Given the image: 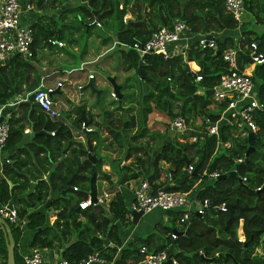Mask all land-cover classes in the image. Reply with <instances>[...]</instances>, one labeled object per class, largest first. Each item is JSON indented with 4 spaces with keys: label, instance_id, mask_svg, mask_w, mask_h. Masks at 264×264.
<instances>
[{
    "label": "trees",
    "instance_id": "1",
    "mask_svg": "<svg viewBox=\"0 0 264 264\" xmlns=\"http://www.w3.org/2000/svg\"><path fill=\"white\" fill-rule=\"evenodd\" d=\"M63 2L29 0V4L34 3L42 10ZM80 2L76 8L69 10L80 15L84 23L89 24L94 19L93 11H98L103 27L110 26L109 19L114 20L117 28L115 38L127 47L120 52L121 72L127 80L131 79L141 58L133 45L145 43L155 31L170 29L175 18L183 20L192 33L200 35L215 36L223 31L240 28L237 71L245 72V67L253 68L248 74L259 101L264 103V62L256 64L250 56L251 45L255 43L257 54L264 57V0H243L244 17H248V20L244 18L240 27L225 11L223 0H118L124 6L132 2L131 6L134 7L131 9H134L132 12L135 17L125 23L123 15L126 9L123 7L116 17L115 0ZM56 21L41 17L31 26L33 54L29 60L13 56L3 65L0 64V107L38 86L39 74L35 67L37 50L47 46L49 41L57 40L58 29L60 38H63L62 27L73 32L71 22L63 25L62 21L60 24ZM256 27H262L260 33ZM219 38L215 36L217 47L214 50L201 49L196 42H192L184 55L165 58L163 54L156 53L146 56L142 65V82L147 88L138 97L139 128L131 141L150 135L147 118L153 109L167 115L169 119L182 116L192 129L190 137L194 140L189 142L186 138L182 141L172 138L162 142L153 156L151 152H143L144 157L138 153L143 147L129 145L123 161H130L117 168V181L126 184L139 178L146 179L155 193L167 184L160 181L165 169L169 170L172 184L179 181L186 170L184 157L195 174L187 177L180 188L169 190L188 192L213 172L220 176L235 172V176L228 175L224 179L217 177L198 190L196 198L214 201L217 205L238 202L241 206L255 207L244 210L247 217L253 216L248 226L245 221H241L238 226L233 220L227 222V212L214 207L205 208L202 217L191 212L189 220L182 224L176 223L182 212H168L166 225H157L152 234L135 236L130 242L124 243L119 228L131 225V221L120 192H116L107 205L82 210L79 203L87 199L85 191L89 188L92 174V164L87 157L89 152L97 158V174H101L112 185L108 173L102 171V159L96 155L103 143L101 128L104 127L112 142L121 147L124 142L122 133L136 127L135 119L131 117L122 121L110 111L102 110V120L93 122L92 115L81 104L75 108L71 121L62 112L60 118L53 120L37 109L31 95L29 101L22 105L21 116L12 115L9 120V135L3 150L6 153L11 151L3 158L9 162L0 161V208L13 198L18 220L26 221V227L34 231L29 243L31 247L55 248L60 258L71 264L95 253L107 264H139L141 249L146 253L166 251L169 259L164 264H172V260L178 264H264V254H254L258 246L264 245V187L257 190L264 184V138L254 141V151L245 161L244 154L248 148L246 136L232 137L228 128L222 126L220 139L230 142V146L217 155L216 136H196L198 130L215 123L226 106V101L218 102L213 95L207 94L217 85L220 77L228 72L222 53L235 46L233 38ZM72 41L67 38L69 44ZM187 62H194L198 66L201 80L196 81L193 73L183 72ZM190 67L195 69L192 63ZM167 84L170 91L165 90ZM126 97L122 95L121 100ZM196 120L199 124L193 127L192 123ZM255 120L259 127L257 134L263 137L264 113H258ZM85 123L95 128L86 133L83 130ZM27 128L30 132L24 133ZM74 130L86 135L84 143L74 140ZM41 131L46 134H40ZM237 159L242 161L237 162ZM116 164L121 162L117 161ZM162 164L168 167L164 169ZM243 177H246L245 181L241 180ZM66 180H69V187L64 189ZM73 187L77 190L74 191ZM47 202L48 207L45 206ZM48 210L53 211L55 217L50 224ZM234 212L237 213V210ZM9 226L15 241V264H24L16 254L20 233L17 227ZM172 234H176L175 239L171 237ZM0 253L4 256L3 264H6V246L1 229Z\"/></svg>",
    "mask_w": 264,
    "mask_h": 264
},
{
    "label": "built area",
    "instance_id": "2",
    "mask_svg": "<svg viewBox=\"0 0 264 264\" xmlns=\"http://www.w3.org/2000/svg\"><path fill=\"white\" fill-rule=\"evenodd\" d=\"M223 2L225 11L232 17L239 27L244 22L245 14L243 0H223ZM123 21H126L125 17L123 18ZM93 24L99 26V22L93 21ZM195 35L196 34L192 33L191 28L183 20L175 18L172 21L170 29L162 28L153 32L148 41L141 45L134 44L133 48L137 51V54L140 57L144 53H160L163 54L165 58L179 54L184 55L192 42H196V45L201 49H216V41L212 35V38L209 39H207V35ZM32 43L33 30L30 24H25L21 20L20 0H0V64L3 65L13 56H20L23 59L29 60L33 54L31 49ZM49 44L58 46L63 45V43L57 40L49 41ZM238 45L239 41H237V44H235L233 48L225 50L222 53V59L228 66V72L220 77L217 85L213 88L212 95L214 100L218 102L226 101V106L221 111L219 119L215 123L208 125L206 128V135L216 136L217 144L224 147H229L230 145L220 139V129L217 124L219 120L224 121L223 126L228 128L230 135L234 134V137H244L247 136L249 132L257 134L259 127L255 120V113H264V103L260 102L258 99L257 90L255 89L251 76L246 72L237 71L236 52ZM256 50L257 47L254 43L251 45L250 56L256 64L263 63L264 57L258 55ZM88 78L93 79L94 75L89 74ZM195 79L196 81H199L201 80V76L196 73ZM57 87H61V83H57ZM54 91L55 88L47 87L46 85L39 83L33 91L29 94L26 93V97L32 95V103L37 105V109L53 120L58 119L61 115V112L56 109L52 98ZM21 96H16V98ZM110 96L114 101H117V95L113 91L110 92ZM14 99L0 107V154H2L6 146L9 135L10 119L7 110L9 109L8 107L14 103ZM20 99L23 100L25 97H21ZM83 129L87 132L91 130L86 126H83ZM190 129L191 128L187 126L186 120L179 115L173 117L168 122L169 131L172 130L184 134ZM24 132L29 133L30 129L27 128ZM51 134L53 135L54 132H51ZM241 161L242 159H237V162ZM4 162H9V160L4 159ZM187 170L188 172H192V166L188 165ZM219 175V173L213 172L210 177L216 179ZM169 176L170 174L167 175L168 178ZM241 180L245 181L246 177H243ZM263 187L264 184L258 187L257 190H260ZM73 190L76 191L77 188L73 187ZM108 196L109 195L107 194H104L103 196L97 194L96 201L91 202L90 197L87 195V199L79 203V208L84 210L88 207L104 205V200ZM188 198H194L190 191L158 190L154 193L149 182L146 179H143L133 191V199L128 205V218L129 220L132 219L133 212H142L143 214L157 210L163 211L165 214L168 212H182V215L176 221V223L182 224L189 220V214L192 212L190 209L185 208L188 203ZM208 202V200L200 201V205L196 208L195 214L202 217L205 214V208H207ZM225 205L226 204L223 203L217 205L215 208L219 211L226 212ZM0 217L18 229L24 227L23 225L25 222L24 220H18L14 206L12 209H8L7 205L0 208ZM171 237L175 239L176 234H172ZM140 253L142 254V259L140 261L141 264H164L169 259L166 251L146 253L144 249H141ZM23 263L45 264L43 250L36 247H30L27 249V254L23 256ZM93 263L107 264L106 261L96 253L87 256L85 259L75 264ZM51 264L71 263L61 259ZM172 264L178 263L175 260H172Z\"/></svg>",
    "mask_w": 264,
    "mask_h": 264
},
{
    "label": "crops",
    "instance_id": "3",
    "mask_svg": "<svg viewBox=\"0 0 264 264\" xmlns=\"http://www.w3.org/2000/svg\"><path fill=\"white\" fill-rule=\"evenodd\" d=\"M116 1H118V0H115V3H116ZM68 2H69V0H64V2L62 4L55 3L52 5L46 6V8L42 10V9H39L37 7V5L34 3L29 4V0H20V3H21V20L23 23L30 24L31 26L35 22H37L41 17L45 18L46 20H48V19L55 20L56 19L57 20L56 22H58L59 24L62 21L61 24H63V25L64 24L66 25V23H68V22H72V20H74V22L78 23V25L80 26L79 29H76L75 27L72 26L73 32L70 31L72 36H73L72 37L73 38L72 43L69 44L67 42V38H68L67 35L68 34H66V33H67V31L69 32V30H66L64 27H62L63 29L61 32H62L63 38L59 37L60 29L57 30L58 31L57 41H62L63 42L62 46L49 45L48 44L47 46L37 50L35 67H36V70L39 74L38 84L41 83V84L46 85V86L52 85V88L58 89V92L53 94V97H55L54 95H56L55 102L56 103L59 102V105H61V106H63L64 101L73 102V98H77V100H78L77 106H79L81 104L84 105L86 110H88V112L93 117V118H91V120L93 122H97L96 110L102 104L101 96L103 95V93H102L103 89L108 88L110 90V92L112 91V88L110 87L109 82H107V79L113 77L117 84H122L125 80L124 75H122V77H120V75L118 76V74L116 73L115 70L111 71L110 66H105L104 63L107 62V59H109V58L114 59V57H116L117 54H119L118 63H119V70L121 72L120 52L125 51L127 49V47L125 44L117 42V40L115 38V33H116L117 28H116L115 22L112 18L108 20V24L110 26L105 27V28L103 27V24L100 21H99V26H96L95 24H93L94 19H92V21L89 24H86L82 21V18L80 15L74 13V11L69 10V9H72V7H70L68 5ZM122 4H123L122 2L119 3V10H121L123 7L126 9L124 12L123 18L124 17L126 18V22L128 20H132L135 17V16H133V12H132V11H134V9H131V8H134L131 6L132 2L129 3L127 6H124ZM45 10H48V11L46 12ZM68 11H70V12H68ZM60 15L62 16V18H59ZM118 16L116 15V17H118ZM93 28L100 30L102 32V34L94 35L92 33ZM236 31H237V33L239 31V33L237 34L236 37H233L230 34V31H223L222 33L215 34V36L217 38L220 37L219 39H222L223 37H231L235 40V44H237V41L240 38V32L241 31H240V29H236ZM76 33H79V35L80 34L85 35L84 38H85L86 42L91 40V38H94V36L99 38L101 40V45H98V49H97V51H99V52L93 53L94 52L93 48L90 50V46H88L87 43H85V45L83 47L78 48L76 46L77 41H75V39L77 40L78 37L74 36ZM197 37H194V38H197ZM82 38H83V36H82ZM64 44L65 45L68 44L70 47L72 46V48H70V51H72L74 53V54L71 53L73 55V57L76 54H79L80 62L78 64L79 66L77 68H73V67L67 65L69 68L67 70V68L63 66V65H65V63L70 62L72 60V56L70 58H60L59 55L61 56L62 54H59L58 57L54 56V61H52L50 63H48V61H47V55H46V57H41V56H44L43 50L46 51L48 49L47 48L48 46L55 47V48H52V50L56 51L57 49L63 50L62 47H64ZM49 49H51V48H49ZM70 51L68 53H70ZM114 51H117V53L114 54V56L110 55ZM103 55H105V56H103ZM39 56L41 58H39ZM191 63L195 66V70L190 68V71L191 70L194 72L198 71V69H199L198 66L194 62H189V65ZM90 65H92V66H90ZM252 69H253L252 67H245L244 68L245 72H247V73H250L252 71ZM74 72H76V73H74ZM110 72H112L113 76H109ZM89 74H93L94 78L89 79L88 78ZM65 75H67V76H65ZM53 79H55V82H57V83L62 82L63 84H61V87H57V83L55 86H53V84H54ZM89 80H92L94 89L97 91H100L98 95L95 93V91H92L91 89H84L81 92V89L89 82ZM134 80L135 81L137 80V84L139 87V94H140V92H142L143 89L141 87V81L139 80L137 75H132L131 79L127 80V83L121 87L122 95H127L126 99L121 100V103L123 101H126V100L132 102L133 93L130 91V89H131V86H132V83L134 82ZM34 88H32V90L28 89L26 91V93L29 94L31 91H33ZM124 90H127V91H124ZM26 93H25V95L23 94L21 96V97H25V99L21 100L20 99L21 97H17V98L14 97L15 98V99L13 98L14 103L9 107L7 106L9 108L7 110L9 113V119L11 118L12 115L14 117L21 116L22 105H24L25 103H27L29 101V97H26ZM75 93L77 94V97L74 96ZM80 95L82 97V100L80 99ZM56 103H55V105H56ZM64 110L66 111V109H64ZM148 116H149L148 117L149 123L154 121L153 118H155L156 120H161L162 122L165 121L166 119H169L167 115H165V114H163V113H161L155 109H153V111ZM73 117H74V114L72 115V117L69 120L71 121L73 119ZM198 124H199V122H198V120H196V121H193L192 126L195 127ZM217 124H218V128L220 129L224 125V121L219 120V122ZM83 126H86L89 128L92 125H88V123L87 124L85 123ZM207 127L208 126H205L204 128H202V130H198L197 133L206 134V128ZM148 128L150 131V127H148ZM191 131H192V129H190L189 131H186L184 134L178 133L179 134L178 139L180 141H182V139L186 138V140H188L189 142H192L193 139L190 137ZM72 134H74V131L72 132ZM231 135H232V137L235 136L234 134H231ZM85 137H86V135L84 134V140H85ZM84 140L82 141V143H84ZM168 140H166V141H168ZM225 143H228L230 145V142H228V141H225ZM226 148H228V147H224L220 144L219 145L217 144L215 154L217 155L218 153H220L222 150H224ZM10 152L8 151L7 153H10ZM7 153L3 152V155L0 154V161L1 162L4 160L3 158L6 157ZM101 162H102V166L104 168H106L105 170L102 169V171H106L108 173V175L110 177V181L112 183V185H110V187H113L111 189V191L109 192L108 202L111 199H113L114 194L116 192H120L123 195L126 206L128 207V205L130 204V202L133 199V191L137 187V185L139 184L138 183L139 179L129 181L126 184H119L117 181L116 170H117V168L121 167L123 164H128V162L127 163L122 162L121 164H116L117 161L114 163L112 161V163L107 162L105 164V163H103V159ZM167 167H168V165L165 164L163 168L165 169ZM97 175H100V174H97ZM43 178H45V175H43ZM167 179L168 178H166V174L164 171L160 176V181H162V182L165 181L167 183V181H168ZM208 179L209 180H205L204 178H202L198 183H196L194 185L192 190H190V193L193 194L194 198L196 197L198 190H200L203 187H205L206 185L212 183L214 180L211 177H208ZM105 182L106 181L103 179L102 183H105ZM168 182L170 184H172L171 179ZM96 189H99L98 183H96ZM102 189H103V187H102ZM98 193L99 192L97 190V194ZM194 198L189 201V208H192V206L198 207L200 205L199 199H197L196 203L194 204ZM45 206L48 207L49 202H47L45 204ZM195 211L194 212L192 211V212L195 213ZM159 212L160 211H153L151 213L143 214V216L138 220L137 224H133L132 219H131V220H129V221H131V225H125L123 227H120L119 229L121 232V236L124 240V243L130 242L132 240V238H134L135 236H142L143 237L145 235L152 234L153 232H155V227L157 225H166L168 223V218H167L166 214L162 213V212L160 214ZM53 214H54L53 211L48 210V214H47L48 215V221L50 220L48 222V224H50L55 219ZM24 222L26 223V221H24ZM23 226H24L22 228L23 232H21V235H20L21 239L19 242L20 249L23 246L25 248V245L27 248V245H28V243H30L31 238L34 234V231L29 230L25 224ZM28 240H29V242L27 244H25ZM42 250H43V255H44V259H45L46 264H51L57 260H61L60 255H59L58 251L55 250V248H45ZM58 258H60V259H58ZM0 264H3V258H2L1 253H0ZM93 264H96V263H93ZM139 264H141V263H139Z\"/></svg>",
    "mask_w": 264,
    "mask_h": 264
},
{
    "label": "rangeland",
    "instance_id": "4",
    "mask_svg": "<svg viewBox=\"0 0 264 264\" xmlns=\"http://www.w3.org/2000/svg\"><path fill=\"white\" fill-rule=\"evenodd\" d=\"M80 4H81L80 0H69V2H68V5L70 7H72V9L76 8ZM45 11L47 12L48 10H45ZM115 12H116V9H115ZM244 18H245V20H248V17H244ZM70 25H72L76 29H79V27H80L77 22H74V20H72ZM261 28L262 27L257 29V27H256V29H257L256 31L258 33H260L261 32ZM92 33L94 35L102 34V32L100 30L94 29V28L92 29ZM238 33H239V31H238ZM238 33H237L236 30H231L230 31V34L233 37H236ZM66 34H68L67 35L68 38L73 40V38H72L73 36H72L70 31L69 32L67 31ZM74 36L78 37L77 40L75 39V41H77L76 46L78 48L83 47L85 45V43H87V45L90 46V50L93 48V50H94L93 53L99 52V51H97V49H98V45H101V40L99 38H97L96 36H94V38H91V40H89L88 42L85 41V38H84L85 35H83V34L79 35V33H76ZM82 36H83V38H82ZM47 48L48 49L46 51L43 50L44 56H41V57H46V55H47L48 63L54 61V56L58 57L59 54H62L61 56L59 55L60 58H70L72 56V60L70 62L65 63V65H63L64 67L67 68V70L69 69L67 65H69V66H71L73 68H77L79 66L78 64L80 62V56H79V54H76L73 57L72 54H74V53L72 51H70V48H72V46L70 47L68 44H66V45L64 44L63 50H58L57 49L56 51L52 50V48H55V47L48 46ZM49 48H51V49H49ZM69 51H70V53H68ZM116 53H117V51H114L110 55L114 56V54H116ZM103 56H105V55H103ZM41 57L39 56V58H41ZM118 61H119V54H117V56L114 57V59H111V58L107 59V62H105L104 64H105V66H110L111 71L115 70L116 73L118 74V76L120 75V77H122L123 73L120 72V70H119ZM90 66H92V65H90ZM74 73H76V72H74ZM65 76H67V75H65ZM109 76H113L112 72L109 73ZM53 80H54L53 81V83H54L53 86H55L57 82H55V79H53ZM61 84H63V83L61 82ZM47 87H52V85L51 86L47 85ZM146 88L147 87L144 86L143 90L145 91ZM124 91H127V90H124ZM130 91L133 93L132 102L126 100V101H123L121 103V106H119L118 102L117 101H113V99L111 98L110 90L108 88L103 89V92H102L103 95L101 96L102 104L96 110V115H97L96 120H97V122H100L102 120V117L100 116L99 113L102 110H107V111H110L114 117L119 118L122 121L129 120L131 117H133L135 119V123H136V127L134 129L125 130L122 133L124 142H123V146H121V147L117 143L112 142L111 137L108 136L106 134V132L103 130L104 127L101 128L100 136L103 139V143L100 146L101 148H98V152H97L96 155L99 156L101 159H103V163H105V164L107 162H111L112 163V161H113V163L116 162V161H118L119 163L120 162L121 163L122 162L123 163H127L128 161L127 160L123 161V159H124V152L126 151V149H127V147L129 145L130 146L139 145V146L143 147L144 149L142 148L138 152L139 155H141V157H144L143 152H151V155L153 156L154 152L159 148V146H160V144L162 142H165L168 139L171 140L172 138L178 139V137H179V134L177 132L172 131V130H170V131L168 130L167 123H168V121L170 119H166L165 121L162 122L161 120H156L155 118H153L154 119L153 122L149 123L148 120H147V126L150 127V131H149L150 135H146L144 137L138 138L136 141H131L132 135H134L136 133L137 129L139 128V123H138L139 122V112H138V108H137V101H138V97H139V87H138V84H137V80L136 81L134 80V82L132 83ZM54 96L55 97H53V101L55 102L56 95H54ZM74 96L77 97V94L75 93ZM77 104H78L77 98H73V102L64 101L63 102V106L59 105V102H58V103H56L55 106H56V109L59 110V112L65 113L66 116H68L69 119H70L72 117V115L74 114V110L77 107ZM118 107H120V108H118ZM64 109H66V111ZM94 128H95L94 126H90L89 127V129H91V130H93ZM73 136H74V140H76L77 142H81L82 143V141L84 140V133H82V132H76L74 130ZM110 142H111V144H110ZM134 155H135V153L132 152V156H134ZM164 165L165 164H162L163 167H164ZM102 169L105 170L106 168H104L102 166ZM141 180H142V178H139V181H141ZM205 180H209L208 177L205 178ZM102 181H103V176L101 174L100 175H96V183H98V186H99V189H97L98 192H99L98 194L101 195V196H103L104 194L109 195V192L111 191V189L113 187H110V185L108 183H106V182L102 183ZM139 181H138V183H139ZM102 187H103V189H102ZM192 196H193V194H192ZM108 200H109V196L105 198L104 205H107ZM190 200H191V198H188V203H187V206L185 208H188V209H190V211L194 212L197 207L192 206V208H189V201ZM196 200H197V198L195 197L194 198V204L196 203ZM157 211H159V210H157ZM161 212L164 213L163 211H160L159 213L161 214ZM18 232L21 235V232H23V230L22 229H18ZM16 239H17V236H16ZM20 239H19V242H20ZM19 242H18V245H19ZM28 242H29V240L25 244H27ZM18 245H17V248H16V254H17V257H21V259L23 260V256H25L27 254V249H29L31 246L28 243L27 248H26V245H25V248L23 246L20 249V246H18ZM254 254H262L263 255L264 254V245H263V247L262 246H258L255 249ZM2 258H3V262H4V256H2ZM43 258H44V255H43ZM58 259H60V258H58ZM44 261H45V259H44Z\"/></svg>",
    "mask_w": 264,
    "mask_h": 264
},
{
    "label": "water",
    "instance_id": "5",
    "mask_svg": "<svg viewBox=\"0 0 264 264\" xmlns=\"http://www.w3.org/2000/svg\"><path fill=\"white\" fill-rule=\"evenodd\" d=\"M83 5L85 6V4H83ZM115 9H116V15L118 16L119 15V11H120L119 10L118 1H116V3H115ZM93 15H94V21H98L99 22L98 11H93ZM206 37H207V39L212 38L211 35H208ZM147 55H148V53H144L141 56V58L139 60V63H138V67H137L136 71L133 73V75H137L139 80L141 81L142 89H143V82L142 81H143V78H144L142 65H143V61H144V59L146 58ZM183 72L184 73L191 72L190 69H189V65L187 63L185 64V68H184ZM193 76H195V75L193 74ZM107 82H109V85L112 88V91L117 95L118 105L121 106L120 105L121 104V98H122L121 87L127 83V79H125L122 84H117L113 77L112 78H108ZM84 89H91L92 91H95V93L97 95L100 92V91H97V90L94 89L92 80H89V82L81 89V92ZM165 90L170 91L168 84L165 86ZM57 92H58V89H55L53 94H55ZM142 92H143V90H142ZM207 94L212 95L213 94V90L207 91ZM80 99L82 100L81 95H80ZM35 106H37V105L35 104ZM255 116H258V114L255 113ZM84 132H87V131H85V129H84ZM40 134H46V132L45 131H41ZM196 136L198 138H206L207 137L206 134H202V133H196ZM263 138H264V136L261 137V136L255 134V133H253V132H249L247 134L248 148H247V150L245 151V154H244L245 161H248V157H249L250 153L252 151H254V147H253L254 141L255 140H260V139H263ZM87 157H88V160L92 164V174H91L90 179H89V188L85 192L90 197L91 202H95L96 201V196H97V189H96V182H95L96 181L95 180L96 179V175H97L96 168H95V165H96V162H97V158L94 155H91V153H88ZM183 160L185 162V169H186L184 174H183V176L174 185L167 183L163 188L160 189L161 191H167V190H169V188H180L182 183L184 182V180L187 177L192 176L193 174H195L194 170L192 172H188V170H187V167H188V164H189L188 160L185 157L183 158ZM168 173H169V170L166 169L165 170V174L168 175ZM228 175L229 176H235V173L231 172L230 174H224V175L219 176L218 178L219 179H224ZM68 184H69V180H66L64 182V189L69 187ZM12 201H13V198H11L9 200L8 204H7L8 209H12V207H13V202ZM216 205L217 204L214 201H209L208 204H207V208H213ZM225 206H226L225 208L227 210V215H228L227 222L230 221V220H233V221H235L236 226H238L241 221H245L246 222V226H248L249 221L253 218V216L252 217H247L244 214V210L247 209V208L254 209L255 207H249L247 205L241 206V205L238 204V202H235L233 204H226ZM235 209L237 210V213L234 212ZM142 216H143L142 212H133L132 213V223L133 224H137L138 220ZM0 229H1L2 233H3V237H4V240H5L6 264H15V259H14L15 241H14V238H13V235H12L11 227L9 226V224L2 217H0Z\"/></svg>",
    "mask_w": 264,
    "mask_h": 264
},
{
    "label": "clouds",
    "instance_id": "6",
    "mask_svg": "<svg viewBox=\"0 0 264 264\" xmlns=\"http://www.w3.org/2000/svg\"><path fill=\"white\" fill-rule=\"evenodd\" d=\"M96 22H98V21H96ZM123 22H124V21H123ZM239 27H240V26H239ZM237 29H240V28H237ZM197 35H198V34H197ZM212 36L215 38L214 35H212ZM238 41H239V40H238ZM187 64L189 65V62H187ZM189 69H190V65H189ZM198 70H199V69H198ZM191 71H192V70H191ZM188 73H189V72H188ZM190 73H193V74L195 75L196 73H198V71H196V72L192 71V72H190ZM194 77H195V76H194ZM167 128H168V123H167ZM83 130H84V129H83ZM88 132H89V131H88ZM86 133H87V132H86ZM257 135H258V134H257ZM207 136H208V135H207ZM246 137H247V136H246ZM165 170H166V169H165ZM234 173H235V172H234ZM168 174H169V173H168ZM219 176H220V175H219ZM219 176H218V177H219ZM209 177H210V176H209ZM166 178H168L167 175H166ZM169 178H170V176H169ZM169 178H168L167 180H170ZM167 183H169V182L167 181ZM169 184H170V183H169ZM173 185H174V184H173ZM216 206H217V205H216ZM216 206H215V207H216ZM215 207H214V208H215ZM215 209H216V208H215ZM226 212H227V210H226Z\"/></svg>",
    "mask_w": 264,
    "mask_h": 264
}]
</instances>
